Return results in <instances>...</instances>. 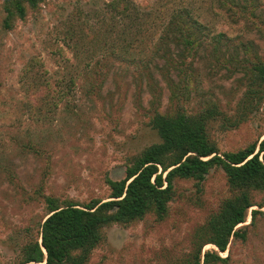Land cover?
<instances>
[{
    "label": "rangeland",
    "instance_id": "rangeland-1",
    "mask_svg": "<svg viewBox=\"0 0 264 264\" xmlns=\"http://www.w3.org/2000/svg\"><path fill=\"white\" fill-rule=\"evenodd\" d=\"M110 1L45 0L6 40L0 62V264L15 263L27 229L34 231L44 219V196L106 200L110 190L105 178L121 179L126 159L158 142L147 125L151 96L145 80L141 82L131 66L118 60H110L102 82L96 81L99 76H93V67L116 47H120L117 54L126 58L144 54L145 42L155 41L160 32L145 26L142 35L145 30L140 31V25L147 24L144 20L150 13L167 15L180 0H128L130 18L123 22L125 27L114 28L106 11ZM188 1L196 4L194 14L212 33L250 42L254 53L264 58L263 26L250 32L231 28L221 16L209 12L208 0ZM260 12L264 19V0ZM133 37L136 46L130 49ZM237 51L243 53L240 48ZM157 64L161 67L163 62L157 60ZM207 64L204 58L198 59L200 70L209 71ZM149 68L165 108L168 90L162 72L153 63ZM216 70L211 76L208 73L206 84L222 110L231 114L237 99L231 96L235 77H228L225 69ZM72 79L75 83L66 100L57 101L51 89L45 92L44 104L30 102L33 82L67 88ZM211 133L220 152L236 151L264 133V110L237 129L224 131L214 124ZM179 186L178 193L184 194L179 203L182 220L158 226H113L88 264H164L166 257L186 251V228L204 221L226 186L222 172L215 170L207 175L201 195L191 182ZM212 248L205 246L203 251ZM230 256V264H264V215L248 231V241L236 243Z\"/></svg>",
    "mask_w": 264,
    "mask_h": 264
},
{
    "label": "trees",
    "instance_id": "trees-1",
    "mask_svg": "<svg viewBox=\"0 0 264 264\" xmlns=\"http://www.w3.org/2000/svg\"><path fill=\"white\" fill-rule=\"evenodd\" d=\"M44 1L0 0V62L9 34ZM195 5L180 0L167 15L148 14L144 20L147 24L140 25L139 30L148 26L160 33L155 41L145 42L146 52L136 53L137 58L119 56L120 47H116L96 60V81L104 80L111 59L125 62L141 82L145 80L151 96L147 125L158 142L127 158L121 179L105 178L110 190L106 200L79 202L44 196V219L34 231L27 229L14 264H88L94 251L106 243V230L113 226H158L180 221L184 212L179 203L184 194L178 193L179 184L191 182L201 195L212 170L222 172L225 192L211 205L201 224L186 228V251L166 257L164 264H230L232 247L248 241V231L264 215V133L236 151L220 152L211 130L218 123L224 131L237 129L264 110V58L254 53L250 42L223 32L212 33L200 22L199 14H194ZM208 5L209 12L221 16L231 28L250 32L264 27L261 0H208ZM130 6L128 0L106 4L112 28L125 27ZM133 39L128 43L130 49L136 46ZM203 58L209 71L197 66L198 59ZM157 60L163 62L161 67ZM152 63L162 72L168 90L165 108L161 105V88L149 68ZM216 69H225L228 77H235L231 96L237 99L231 114L222 110L220 100L206 84L208 73L211 76ZM70 81L67 88L33 82L35 86L29 85L30 102L44 104L45 92L51 89H55L51 91L57 101L66 100L75 83ZM248 216L250 222L246 224ZM205 246L213 248L203 251Z\"/></svg>",
    "mask_w": 264,
    "mask_h": 264
}]
</instances>
